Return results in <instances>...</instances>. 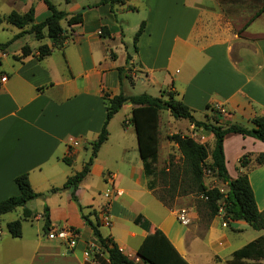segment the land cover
<instances>
[{
	"label": "crops",
	"instance_id": "1",
	"mask_svg": "<svg viewBox=\"0 0 264 264\" xmlns=\"http://www.w3.org/2000/svg\"><path fill=\"white\" fill-rule=\"evenodd\" d=\"M50 1L68 17L76 13L82 17L81 23L71 26L61 21L67 36L62 48L37 59L38 47H51V41L25 34L0 52V78H6L0 83V201L18 195L14 179L22 174H27L32 190L43 195L27 202L32 216L22 221L21 237H11L6 224L19 219L22 208L0 217V264H109L82 220L78 204L88 207L85 213H99L108 205L109 223L101 222L99 233L112 238L137 264L141 263L138 248L155 230L166 236L187 264H228L235 251L263 236L264 230H253L242 220H226L222 211L198 224L197 213L186 209L190 223L181 224L180 209L164 206L148 188L151 179L143 173L129 103L109 121L107 140L74 192L78 203L72 200L71 190H50L61 188L90 157L91 143L105 120L103 95L113 97L121 90L119 68L130 69L132 82L123 88L127 94L160 97L161 92H171L198 121L211 123L219 116L222 125L251 128L253 117L264 116V13L245 24L262 6L255 7L250 0H123L115 4L70 0L65 6ZM30 8L34 24L50 14L42 0H0V18ZM142 23L135 50L133 43L126 42V33L134 35ZM8 26L0 24V32L11 33L0 43L20 32ZM23 46L30 48L27 56H21ZM138 74L144 76V92L133 93ZM185 121H173L176 132L194 128ZM196 134L206 137L207 143L214 141L201 128ZM231 135L223 142L227 173L231 179L247 175L257 208L264 214V163L255 161L264 154V143ZM229 141L236 143L235 148ZM160 142L155 167L164 164ZM246 153L251 161L239 168L238 161ZM218 182L226 191L227 186ZM45 207L51 229L75 234L74 247L46 237ZM11 213L15 218L6 217Z\"/></svg>",
	"mask_w": 264,
	"mask_h": 264
},
{
	"label": "trees",
	"instance_id": "2",
	"mask_svg": "<svg viewBox=\"0 0 264 264\" xmlns=\"http://www.w3.org/2000/svg\"><path fill=\"white\" fill-rule=\"evenodd\" d=\"M46 5L49 16L41 23H33V8L26 13L19 14L11 12L7 16L0 18L2 22L20 30L10 40L0 43V52L4 53L6 48L17 38L25 34H33L37 40L47 37L51 41V47L41 45L38 47L37 59L48 56L54 48H62L67 39L64 29L61 27V21H66L68 26L79 24L82 22L80 13H76L68 17V14L58 10L50 0H42ZM68 1V0H67ZM123 0H100L101 4L122 3ZM264 13V5L256 11L245 27L260 14ZM142 23L134 34L133 46L136 50V43L143 31ZM30 54V48L23 46L21 48V56ZM129 57L127 56V60ZM118 79L121 86L120 93L110 97L103 95L106 115L101 130L96 140L91 143V155L83 165L79 172L68 177L61 188H54L50 193L62 190H71V198L78 203L74 195L79 184L89 175L91 166L97 156L99 148L107 140V125L112 117L125 104L133 106L130 122L134 126L139 156L142 162L143 173L147 177H154L156 174L155 164L157 162V154L159 148V113L162 110L169 111L174 119L187 120L195 129H203L213 135V146L209 151L207 145L199 143L194 138L187 135L171 134L167 139L177 146L180 154V164L170 165L168 168L162 169L160 175L164 178L165 186H168L166 193L170 200L175 197L187 196L190 194L198 195L206 204L209 210V218L214 217L220 211L223 212L224 219L230 221L242 220L246 222L253 230H264V214L257 208L252 188L246 174L240 173L236 178L231 179L225 167V157L223 152V142L227 135L237 134L242 137L249 136L253 139L264 143V116H255L251 119L252 127L248 128L240 124L219 123V116L214 119L215 123L208 121H198L194 118L192 111L182 101L177 100L171 92H161L160 97H152L146 93L127 94L123 90L125 81L130 85L132 78L130 69L119 68ZM217 112V111H216ZM220 114V112H217ZM218 117V118H217ZM69 164V161L64 159ZM251 158L248 153L243 154L239 161V168H246ZM257 164L264 163V154H259L255 159ZM208 170L212 175L227 186L226 191L213 187L208 188L204 183L205 171ZM14 183L18 188V195L8 197L0 201V217L9 212L22 208V215L19 219L8 222L6 230L13 238L21 237L22 221L32 216V212L26 207L27 202L36 198L43 197L42 194L35 193L28 181L27 174H22L14 179ZM151 190L153 186L148 185ZM156 199L164 206L168 202L165 201L164 195L155 194ZM88 208V207H87ZM86 207L78 204V209L84 223L91 228L95 244L98 249L102 250L109 264H137L127 258L118 248L116 243L110 237H102L98 227L101 225L100 212L95 211L84 212ZM44 226L45 234L51 229L50 221L45 207ZM92 217V219H91ZM137 256L140 264H187V262L178 254L173 245L166 236L159 230L149 233L137 250ZM243 260H253V264H261L264 260V235L256 240L246 244L233 253V258L228 264H247Z\"/></svg>",
	"mask_w": 264,
	"mask_h": 264
},
{
	"label": "rangeland",
	"instance_id": "3",
	"mask_svg": "<svg viewBox=\"0 0 264 264\" xmlns=\"http://www.w3.org/2000/svg\"><path fill=\"white\" fill-rule=\"evenodd\" d=\"M58 1L60 3H62L63 6L70 3V0H68V1L67 0H58ZM246 1H248V0H245V2ZM250 1L255 2L256 3L255 7H258V8H260L261 6L264 5V0H250ZM251 11L253 12V10H251ZM8 27L13 32L17 31V29L15 27H12V26H8ZM10 34L11 33L7 30L4 32H0V40H3L5 38V36H9ZM133 36H134L133 34H127L126 33V42L128 44H130V46L133 43ZM46 41H48V39ZM30 42L38 44V42L35 41L34 39L30 40ZM138 76H139V78L136 80L137 85H136L135 89L132 90L133 93L144 92V91H142V88H141L142 87L141 81L144 79V76L140 75V74H138ZM125 83L128 85V81H125ZM153 94H156V93H153ZM167 113H168L167 111L162 110V112L160 114V116H161V126H160V135L161 136H159V140L161 139L160 156L162 158H164V164L161 166H156V174L154 177H149L151 179L149 184H151L153 186V188L151 190H152L154 196L156 193H160V194L164 195L165 201L168 202L167 206H171L170 208H176V209H180V210L181 209H187V210L192 209V210H194L197 213V220L196 221L198 222V224H201L206 220V218H209V210H208L206 204L204 203V201L198 195H195V194H190V195L182 196V197H177L175 195V197L170 200L169 195L166 193L168 186H165V184H163L164 178L160 175V171H162V169L166 170L169 167L168 164L174 165V166L180 164V154H179L177 148H175L176 146L173 144L174 146L171 148L166 147L167 143H169V144L172 143V142H169L168 139H166V137L168 135L180 134V135L190 136V137L194 138L196 141L207 145V149L209 151L211 150V148L213 146V141H210L209 143H207L206 137L204 138V137L197 135L196 132L198 129H195V128H187V131L180 129L178 132H176V129H175L176 127H175L174 122H173L175 119L172 116H169V119H171V121L167 123L168 118L165 119V117H166L165 115H168ZM214 119H216V118L214 117ZM214 119L211 122L212 124L215 123ZM177 120L187 123L185 120H179V119H177ZM166 128H171V129L166 132ZM205 132H207V131H205ZM231 136L232 135H229L228 137H231ZM230 139H232V138H229V140ZM228 144L230 145V147L233 146L235 148L236 143H234L233 141H229ZM82 151H84V150H82ZM166 155H167V157H166ZM204 183H205L206 187H208V188L216 187V188L224 190V186L220 182H218V180L208 170L205 171ZM14 215H15L14 213H11V214L7 215L6 217L15 218Z\"/></svg>",
	"mask_w": 264,
	"mask_h": 264
},
{
	"label": "built area",
	"instance_id": "4",
	"mask_svg": "<svg viewBox=\"0 0 264 264\" xmlns=\"http://www.w3.org/2000/svg\"><path fill=\"white\" fill-rule=\"evenodd\" d=\"M101 32H99L100 34ZM6 80L5 77H1L0 78V83L4 82ZM218 111L221 113V109L220 108H217ZM72 145L73 146H76L77 145V142L76 141H73L72 142ZM116 195H121V191H115ZM106 198H108L110 196V193H106L104 195ZM100 220L102 223L104 224H108L109 223V217H108V205H105L101 212H100ZM177 220L183 224V225H188L190 223V219L188 217V211L186 209H181L179 212H178V215H177ZM46 237L48 239H57V240H61V241H66V243L70 246V247H74L76 244H75V240H74V237H75V234L69 230V229H56V228H52L49 230V232L46 234ZM85 255L87 256L88 254L85 253Z\"/></svg>",
	"mask_w": 264,
	"mask_h": 264
}]
</instances>
